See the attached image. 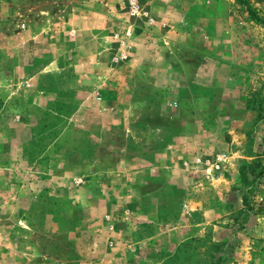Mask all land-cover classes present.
<instances>
[{
  "label": "rangeland",
  "instance_id": "374dc122",
  "mask_svg": "<svg viewBox=\"0 0 264 264\" xmlns=\"http://www.w3.org/2000/svg\"><path fill=\"white\" fill-rule=\"evenodd\" d=\"M159 2L0 0V264H264V0Z\"/></svg>",
  "mask_w": 264,
  "mask_h": 264
},
{
  "label": "trees",
  "instance_id": "16d2710c",
  "mask_svg": "<svg viewBox=\"0 0 264 264\" xmlns=\"http://www.w3.org/2000/svg\"><path fill=\"white\" fill-rule=\"evenodd\" d=\"M249 9V6L247 5ZM258 121L264 123V111L261 108H257ZM264 176V159L260 160L256 165L253 164H242L240 166V180L243 186V204L244 208L239 212L238 216H242L245 220L248 213L252 210L251 198L253 193L257 190L260 178ZM222 260L221 262H223ZM215 264H219L216 262Z\"/></svg>",
  "mask_w": 264,
  "mask_h": 264
},
{
  "label": "crops",
  "instance_id": "0c3cea01",
  "mask_svg": "<svg viewBox=\"0 0 264 264\" xmlns=\"http://www.w3.org/2000/svg\"><path fill=\"white\" fill-rule=\"evenodd\" d=\"M172 2H170V5H169V2L168 3H163V4H160L159 2V7L162 8V12L164 15H167L166 11L165 10V6L164 5H168L170 7V15H171V18L173 19L174 21V0H171ZM162 6V7H161ZM169 9V8H168ZM92 33V32H91ZM92 35L94 36V34L92 33ZM77 37H79L77 35ZM82 41V40H81ZM61 44H58V47H60ZM64 46H65V49L63 50V53L64 52H67V51H70V50H73V49H77L78 46H79V41L77 40V38H75L74 40H65L64 42ZM62 51V50H61Z\"/></svg>",
  "mask_w": 264,
  "mask_h": 264
}]
</instances>
